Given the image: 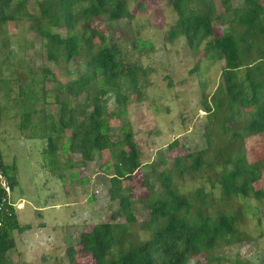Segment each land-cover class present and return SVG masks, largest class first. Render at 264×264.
<instances>
[{"label":"trees","instance_id":"16d2710c","mask_svg":"<svg viewBox=\"0 0 264 264\" xmlns=\"http://www.w3.org/2000/svg\"><path fill=\"white\" fill-rule=\"evenodd\" d=\"M146 1L155 0H37L38 18H32L27 9L30 0H0V38L5 39L0 52L6 54L2 62L6 68L0 71L4 108L20 117L21 132L28 131V138L45 145L43 155H55L56 165L58 151L80 156L81 165L93 163L101 153L109 155L100 170L110 177L108 198L117 203L124 222L97 223L81 233L79 250H67L69 264H75L77 255L89 256L93 264H189L193 260L194 264H230L216 253L249 241L239 226L244 215L237 200L264 197L254 187L262 179L264 160L250 164L245 151L246 141L264 136V45L260 43L264 6L261 0H219L225 15H233L225 23L227 18L217 16L214 0H157L174 20L162 36L163 43L184 39L198 59L190 74L214 62L221 64L220 80L211 94L205 92L207 84L200 85L205 147L181 151L171 164L156 158L136 185L146 190L147 198L135 201L124 183L135 187L134 175L143 167L144 156L131 125L111 127L110 119L126 117L130 93L142 101L151 69L134 60L131 50L109 46L95 29L94 19L131 21L135 16L129 6L144 10ZM232 2H242V7L233 9ZM222 18L227 27L215 38L214 25ZM17 23L28 24L27 31L40 40L47 63L58 68L80 65L76 78L60 84L46 67L34 77L31 69L23 67V57L12 63L6 27ZM61 29L64 37L57 32ZM17 45L18 53L26 50ZM151 48V42L141 40L132 45L139 55ZM48 80L54 82L52 92L45 88ZM109 96L114 112L108 107ZM50 105L56 106L55 120L47 111ZM178 147L174 140L168 150ZM0 170L14 188L15 166L2 165L1 155ZM136 203L145 209L142 220L136 217ZM14 231L22 233L23 228L14 216L4 217L0 264H12L8 254L16 247Z\"/></svg>","mask_w":264,"mask_h":264},{"label":"rangeland","instance_id":"374dc122","mask_svg":"<svg viewBox=\"0 0 264 264\" xmlns=\"http://www.w3.org/2000/svg\"><path fill=\"white\" fill-rule=\"evenodd\" d=\"M214 1L217 16H224L228 20L225 23H229L233 15H225L221 2ZM261 4L264 6V0H261ZM144 5V10H138L136 4L129 6L131 14L135 16L131 21L110 22L103 17L94 19L95 29L107 38L109 46L131 50L134 60L151 69L147 77L148 86L141 96L142 101L137 100V94L130 93L126 117L119 121L110 119L111 127L125 122L131 125L143 153V167L134 175L135 187L140 184L142 176L149 171L150 163L156 158H164L171 164L175 155L181 151H198L205 147L203 134L206 117L201 105L204 89L200 85L207 84L205 92L211 94L219 83L221 66L213 62L210 68L201 66L196 73L190 74L198 59L191 55L184 39L171 45L164 44L162 40L163 34L174 22L172 14L157 0L146 1ZM231 7L240 9L242 2H232ZM27 9L32 18H38L37 0H30ZM224 21L222 18L214 25L215 38L220 37L227 27V24H222ZM27 26V23H17L6 27L8 44L11 46L8 58L12 63L23 57V67L31 69L34 77H39L42 67H46L52 79L60 84L75 79L76 71H80L81 66L69 64L58 68L47 63L40 40L27 31ZM57 32L64 37L63 29ZM136 40L151 42L152 48L139 55L132 49ZM4 41V38H0V48ZM17 43L26 50L18 53ZM260 43L263 46L264 40L260 39ZM25 51L27 53L24 55ZM3 52H0V71L6 68L3 65L6 54ZM53 83L49 80L45 83L49 92L54 87ZM49 99L52 100V96ZM4 107L1 90L0 155L2 165L8 168L15 166L16 169L12 201L18 205L14 217L19 227L23 228L22 233L14 231L12 234L16 247L8 254V260L12 264H69L67 250H79L81 233L97 223L124 222V218L119 215L117 203L108 198L110 177L100 170V166L109 160V155L107 152L101 153L93 163L81 165L80 156L58 151L56 165L55 155L48 158L43 155L45 145L28 138V131L21 132L18 129L20 117L10 114ZM108 107L112 112L116 110L112 96L108 97ZM47 111L55 120L56 106L50 105ZM174 140L178 141L179 147L170 151L169 145ZM245 151L250 164L264 160V136L257 134L246 141ZM7 173L12 175L10 170ZM124 185L127 190L132 189L135 201L147 198L145 189L135 188L129 182ZM254 187L256 191L264 193V170L262 179ZM214 196L216 199L219 197L218 190ZM236 204L244 215L240 229L244 230V236H248L249 241L222 249L216 256L230 264L236 260L241 264H264V197L259 201L251 197L240 198ZM144 211L141 204H135L138 220L145 217ZM199 259L204 262L203 258ZM75 264H93V261L89 256L77 255ZM189 264H194V260Z\"/></svg>","mask_w":264,"mask_h":264},{"label":"built area","instance_id":"2783aa9c","mask_svg":"<svg viewBox=\"0 0 264 264\" xmlns=\"http://www.w3.org/2000/svg\"><path fill=\"white\" fill-rule=\"evenodd\" d=\"M15 204L12 201L11 182L0 170V227L3 224L4 217L12 218L14 216V211L18 206Z\"/></svg>","mask_w":264,"mask_h":264}]
</instances>
